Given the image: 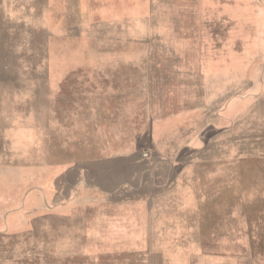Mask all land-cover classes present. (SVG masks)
Instances as JSON below:
<instances>
[{"label":"rangeland","instance_id":"1","mask_svg":"<svg viewBox=\"0 0 264 264\" xmlns=\"http://www.w3.org/2000/svg\"><path fill=\"white\" fill-rule=\"evenodd\" d=\"M0 264H264V0H0Z\"/></svg>","mask_w":264,"mask_h":264}]
</instances>
